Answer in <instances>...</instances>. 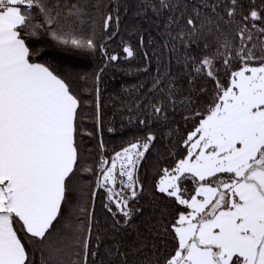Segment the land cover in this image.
Returning <instances> with one entry per match:
<instances>
[{"label": "snow or ice", "instance_id": "1", "mask_svg": "<svg viewBox=\"0 0 264 264\" xmlns=\"http://www.w3.org/2000/svg\"><path fill=\"white\" fill-rule=\"evenodd\" d=\"M108 8L101 44L95 0H0V264H264V0ZM129 15L140 23L124 40ZM38 34L98 51L99 73L121 61L105 46L117 39L125 60L139 57L148 79L121 85L107 127L139 134L105 154L100 87L87 99L34 62Z\"/></svg>", "mask_w": 264, "mask_h": 264}, {"label": "trees", "instance_id": "2", "mask_svg": "<svg viewBox=\"0 0 264 264\" xmlns=\"http://www.w3.org/2000/svg\"><path fill=\"white\" fill-rule=\"evenodd\" d=\"M112 0H95V3L99 6L98 12H92L93 18L96 20V24L93 26L97 39L101 44H104V40L100 39L103 35L100 28L101 15L106 13L109 8L108 5ZM123 2V0H119ZM140 22L134 20L131 15L121 24V29L124 32L123 39L129 40L128 33L137 26ZM30 48L33 51L32 59L34 62L44 63L46 66H50L57 73L70 77L75 84V87L80 91L87 99H91L89 95L99 86L101 90V125L100 130L107 152L110 154L112 150H119L123 141L127 140L133 135H138L134 129L128 128L123 134L120 132L109 133L107 127L109 126V120L113 117V97H115L121 91V85L135 84L137 82H144L148 79L142 72H138V68L143 67L142 60L137 57L135 60H125L121 49L119 47L120 40L110 42L105 46L111 52L121 53V61L112 67L106 68L103 73H99L100 68L104 67V60L101 54L96 52H88L87 50H76L68 48L67 46L60 45L52 38L45 34H38L30 37ZM131 42L135 43V37H131ZM100 75V81L95 80V76ZM93 112L92 109L87 110L85 116V128L89 132H94V138H83L82 147L87 149L84 152V156L87 159L83 162L88 168H94L96 159L100 154V150L97 147L99 135H95V129L92 124ZM117 126H119V120H117ZM184 128H181L183 133ZM152 162L151 160L149 161ZM141 175H144L142 170ZM77 182L83 187L84 202L87 203L91 195L93 187V177L86 172H82L77 177ZM104 199V193L100 192L96 198V215L98 218L102 216V202Z\"/></svg>", "mask_w": 264, "mask_h": 264}]
</instances>
